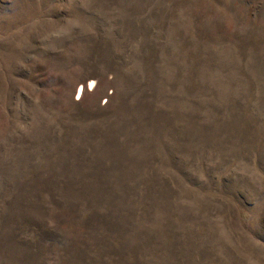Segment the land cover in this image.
I'll return each mask as SVG.
<instances>
[{
    "label": "rangeland",
    "instance_id": "1",
    "mask_svg": "<svg viewBox=\"0 0 264 264\" xmlns=\"http://www.w3.org/2000/svg\"><path fill=\"white\" fill-rule=\"evenodd\" d=\"M0 264H264V0H0Z\"/></svg>",
    "mask_w": 264,
    "mask_h": 264
}]
</instances>
